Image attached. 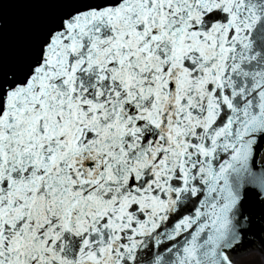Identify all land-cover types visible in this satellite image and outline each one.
<instances>
[{
    "label": "snow or ice",
    "instance_id": "1",
    "mask_svg": "<svg viewBox=\"0 0 264 264\" xmlns=\"http://www.w3.org/2000/svg\"><path fill=\"white\" fill-rule=\"evenodd\" d=\"M0 264H264V0H0Z\"/></svg>",
    "mask_w": 264,
    "mask_h": 264
},
{
    "label": "water",
    "instance_id": "2",
    "mask_svg": "<svg viewBox=\"0 0 264 264\" xmlns=\"http://www.w3.org/2000/svg\"><path fill=\"white\" fill-rule=\"evenodd\" d=\"M23 14V10H16V11H14L12 14H11V18H15V17H17V16H20V15H22Z\"/></svg>",
    "mask_w": 264,
    "mask_h": 264
}]
</instances>
